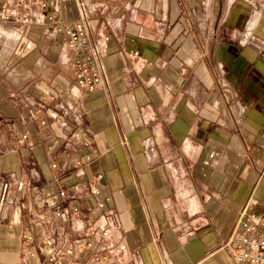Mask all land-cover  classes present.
Instances as JSON below:
<instances>
[{"label": "crops", "instance_id": "1", "mask_svg": "<svg viewBox=\"0 0 264 264\" xmlns=\"http://www.w3.org/2000/svg\"><path fill=\"white\" fill-rule=\"evenodd\" d=\"M55 1L56 22L0 19V264H47L49 232L92 241L79 264H232L243 209L264 213V0ZM81 12L109 37L92 92L56 30Z\"/></svg>", "mask_w": 264, "mask_h": 264}, {"label": "built area", "instance_id": "2", "mask_svg": "<svg viewBox=\"0 0 264 264\" xmlns=\"http://www.w3.org/2000/svg\"><path fill=\"white\" fill-rule=\"evenodd\" d=\"M36 7L40 11L33 13ZM57 10L55 0H0V19L4 21L27 24L39 23L47 19L56 22ZM56 30L62 31L65 36L62 49L63 58L64 62L73 68L76 85L85 92L102 88L107 80L102 70L100 57L106 48L109 37L103 35L96 42H92L85 15L82 12L78 19L67 22L61 27L56 24ZM137 54L138 52L134 51L131 55L137 56ZM61 124L65 125L66 122L62 120ZM89 159L90 156L84 158V160ZM79 162L78 160L77 163ZM101 177V173L96 174L90 185V192L95 198L96 207L102 210L98 222L91 225L88 231L89 236L99 243L96 248L97 254L101 253L100 248H105L101 247L103 246L102 242L108 238L112 223L107 209L109 197L104 195L99 188ZM2 187L5 194L9 189V184L4 182ZM21 187L22 182L18 184V188ZM67 195L64 190L59 192L61 198H65ZM254 204V202L249 203L238 219L239 233L234 236L233 243L235 245L230 251L232 264H264V213H256L253 210ZM79 210L80 205H74L70 212L77 213ZM87 210L90 209L87 208ZM23 238L25 244L30 247L35 236L30 232L24 234ZM41 245L47 264H79L78 260L83 257L85 252L94 249L92 241L88 242L85 238H78L73 242L65 232L45 233L42 236ZM36 253L31 248L25 252L26 256H32ZM119 253L120 248H112L111 254L106 253L97 256L96 264H115L113 255L116 256Z\"/></svg>", "mask_w": 264, "mask_h": 264}]
</instances>
